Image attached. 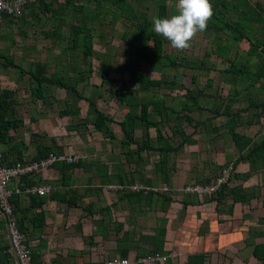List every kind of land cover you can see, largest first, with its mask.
I'll return each instance as SVG.
<instances>
[{
	"label": "crops",
	"instance_id": "obj_1",
	"mask_svg": "<svg viewBox=\"0 0 264 264\" xmlns=\"http://www.w3.org/2000/svg\"><path fill=\"white\" fill-rule=\"evenodd\" d=\"M44 1L50 7L30 0L22 17H4L0 22V93L11 92L4 115V125L9 128L0 129V152L6 164L38 159L48 151L74 152L81 158L72 168L57 163L42 174L27 177L26 183L51 185L52 191L46 196L14 198L13 214L30 247L32 264H99L115 256L129 259L130 264H264L263 171L256 166L251 169L250 160L242 159L251 146L241 149L242 144L237 145L230 132L233 127L252 141L264 138V108L256 106L264 103V84L262 79L253 83L252 76L253 84L246 89L238 71L234 78L223 72L230 60L241 56V40L236 36L233 41L228 36L221 38L232 48L230 60L221 56V82L227 87L221 89V102L200 104L202 110L195 107L190 114L193 122L182 121V133L178 134L173 133L176 121L151 112L150 118L158 121L157 125L147 127L142 121L134 130L136 142L123 146L120 121L128 112L139 113L140 105L120 103L109 89L97 88L92 77L100 64L106 63L113 67L110 79L128 80L131 71L129 77L114 71L122 69L118 60L126 66L129 58L94 51L91 59H83L74 55L77 48H73V56L64 54L69 48L67 40L63 55L61 51L50 55L42 37L63 33L69 39L71 26L79 21L74 18L70 0ZM227 1V7L221 9V23L225 18L239 21L241 14L250 12L247 32L251 36L260 33L254 42L264 47V0ZM72 2L74 7L85 3L87 11L94 8L92 0ZM229 13L236 18L230 19ZM63 16H67L65 22ZM104 17L99 14L93 27L102 28ZM252 57L255 59L247 64L254 71L259 57ZM42 65L46 72H41ZM90 68L93 76L82 82V71ZM54 72L70 76L76 92L48 82L43 96H35L36 75ZM165 79L175 82L170 90L179 87L177 74ZM157 89L161 88L152 87L144 94H156L172 106L170 92ZM111 97L117 102L115 107L102 109V103L106 107ZM89 101L95 111L111 118L107 122L111 136L90 122L96 112ZM215 109L217 114L212 112ZM197 111L201 113L198 119L193 115ZM229 164L234 169L228 188H239L240 196L247 198L245 202L235 201L231 193L201 198L191 193H144L129 187L113 191L107 187L110 183L138 182L180 189L188 183L212 181ZM8 245L10 239L0 212V264H19ZM153 253L170 256L163 262L138 261Z\"/></svg>",
	"mask_w": 264,
	"mask_h": 264
},
{
	"label": "trees",
	"instance_id": "obj_2",
	"mask_svg": "<svg viewBox=\"0 0 264 264\" xmlns=\"http://www.w3.org/2000/svg\"><path fill=\"white\" fill-rule=\"evenodd\" d=\"M43 6L50 7V4L46 3L44 0H39ZM94 2V8L89 9L87 11V7L85 3L79 5L78 7H74L72 4V0L69 1L71 4L75 14V20H78V24H74L71 26L69 36L67 39L68 49L73 50V48H78L80 50V55L83 59H87L88 57L94 54L93 49V36H94V25L93 21L100 19L99 14L102 11L109 12L113 17H121L122 21L126 23L127 20L130 22L127 23L131 30L123 32V39L126 44V48L124 49V55L129 52H133L136 57L135 64L131 67V78L129 80H116L110 79L108 74L112 71L113 67L110 64L101 63L98 72L101 78V85L105 89H109L111 93L115 96L116 100L120 103L127 104H139V113H131L128 112L124 115L122 120L120 121L121 129L124 133V139L120 141L123 146H127L132 142H136L134 138V130L137 126H140L142 121L146 122V126H156L158 121H153L150 118L151 112L155 113L158 116L166 118L167 120L176 121L174 123L175 127L173 128V133L178 134L182 131L181 122L187 120L189 123L193 122L194 118L190 115L195 107L202 110V106L199 104V99L203 96L202 90L193 91L188 87L185 88V92L182 96H180V102L178 103V108L167 105L164 99L160 96L154 94L153 97H138L140 92L147 93L151 90L152 87L165 88L174 85V81H169L163 77H155L147 74L143 71H159L163 72L168 67L176 68L177 66L183 65L186 68L194 67L196 71L203 69L204 61L199 59L196 61L185 59L184 62H178L179 59L176 54L171 53L167 54L163 51L164 44L168 42V39L164 37L162 34L156 32L154 30L153 19L146 15V13L138 11L136 7L141 5V2L147 6L145 2L147 0H92ZM156 6V15L160 17L170 16L168 14L169 8L166 0H153ZM30 0H27V3L23 9L22 17L26 8L28 7ZM105 3L110 5L108 7H104ZM213 14L208 20V24L205 31L212 30L214 34L211 37V41L214 43L213 52L218 53L223 58L230 60V52L231 46L227 43L224 44L221 42L222 35L227 32H233L234 36H236L239 40L241 38L247 37L249 39V48L247 50L248 56L257 55L259 57V63L256 66L254 71L244 63V61L240 62V67L237 66L239 64L235 63L236 61L230 60V64L228 65V69L224 70L230 74L231 77L234 78V74L238 71V75L244 78V87L249 89L250 85L256 82L257 80L262 79V83L264 84V47H261L260 43L254 42L255 34L253 36L247 35V27L249 25L248 20L250 16L248 15L250 12L246 11V14H241L240 20L236 22H230L229 19H224L221 25H218L215 21L211 22L212 19H217L221 17V9L227 7V0H211ZM135 5H137L135 7ZM238 8V6H236ZM225 9H223L224 11ZM238 9H236L237 11ZM222 11V14H224ZM118 13V15H116ZM18 18L8 16L6 13L3 14V18ZM2 18V19H3ZM64 22L67 19V16L62 17ZM2 21V20H1ZM0 21V22H1ZM246 27V28H245ZM224 33V34H223ZM236 33V35H235ZM227 35V34H226ZM51 37H60V33H50ZM152 42V46L148 48V43ZM81 46V47H79ZM66 50V51H67ZM70 50V51H71ZM208 55V52L206 53ZM164 59L166 61H164ZM41 72H46L45 65H42ZM245 70H244V69ZM244 70V71H243ZM93 69L83 70L80 80L86 81L89 77L93 76ZM254 73V75H253ZM252 74V75H251ZM253 77V80L251 77ZM37 87L33 89L35 96H43L42 90L44 89V85L48 82L52 84H56L61 87L69 88L76 92V87L72 83L70 76L66 75H58V73H52L50 76H46L45 74L36 75ZM196 76L193 75L192 82H195ZM78 80V79H76ZM251 80L253 83H251ZM227 82L233 83V80L227 79ZM183 82L179 81L178 86H182ZM112 86H114L112 88ZM117 87V88H116ZM39 89V93L37 90ZM41 91V92H40ZM11 92L3 90L0 93V129L6 130L9 127L4 125V115L9 104L8 98L10 97ZM83 98L82 95L78 94ZM206 96V95H205ZM90 106H92V111H95L94 104L89 101ZM230 105V104H229ZM152 106L150 110L149 107ZM259 108H264V103H260L256 105ZM97 110V109H96ZM95 115L93 119L90 121L93 123L96 129L102 130V132L108 136H111L109 127L107 126V122L111 120V118L101 111H95ZM215 114L219 111L218 109L212 110ZM230 114V112H229ZM196 122L195 126L197 125ZM231 135L235 139L237 145L242 144L241 149L245 147H249L248 152L245 156L242 157L243 160H250L251 169L255 166L257 168H262L263 171V179H264V138L258 141H252L243 137V135L238 134L234 131V128H231ZM182 133V132H181ZM140 148V146H138ZM42 158V157H41ZM40 159V158H38ZM79 161V160H78ZM77 161V162H78ZM61 163L60 165L68 166L72 168L77 163ZM25 181H28V178H25ZM239 188H228V183L223 184L221 189L218 191V197L224 196L226 193H231L233 195V199L235 201L241 200L242 202L247 201V198L240 196L238 192ZM17 195H13L10 198L11 204L14 202V198ZM216 196V195H215ZM30 197V196H29ZM13 206V204H12ZM14 210V208H13ZM4 221V220H3ZM5 222V221H4ZM21 230V229H20ZM10 246H7L9 249ZM6 249V248H5ZM7 253V250H6Z\"/></svg>",
	"mask_w": 264,
	"mask_h": 264
},
{
	"label": "rangeland",
	"instance_id": "obj_3",
	"mask_svg": "<svg viewBox=\"0 0 264 264\" xmlns=\"http://www.w3.org/2000/svg\"><path fill=\"white\" fill-rule=\"evenodd\" d=\"M153 0H147V2H145L147 4L144 5L141 2V5H135L136 9H138V11L146 13V15L148 14L149 17H151L153 19V17H155L156 13V6L154 4V2H152ZM167 4H168V8H169V12L168 14L171 16L172 14H174L177 9H178V0H166ZM110 5L105 3L104 7H108ZM100 14H102L104 17V21L102 23V28L100 27H95L94 28V38H93V43H94V47H95V54H100V53H111V55L113 56H117L120 59L121 58H126V56L129 58V64L126 66H122L124 64L121 63V60L117 61L119 62L117 65L120 66L122 69L121 71H114L115 75H118L120 77H124L126 74H128L129 77V73L131 71V67L133 64H135L136 61V57L135 54L133 52H129L128 54L124 55V49L126 48V44L125 41L122 37L123 32L126 31H130L131 28L129 27V25H127L128 22H130L129 20H127L126 23L121 22L122 18L121 17H113L109 12H105L102 11ZM116 15H118V13H116ZM230 19H234L236 18V16H234L232 13L228 14ZM106 21V22H105ZM215 21L218 25H221V17L217 18V19H212L211 22ZM246 28V27H245ZM128 29V30H127ZM63 33H60V37H50V38H43L42 40H45V42H47L45 45H48V50L50 53V55H55L56 51H61L62 55H63V48H64V44H65V36L62 35ZM214 34V31L209 30V31H198L197 33L194 34V36L190 39V42L188 44L187 47L185 48H177L174 47L171 42L168 40V42H166L164 44V49L163 51L167 54H171L174 53L177 55L180 63L184 62L185 59H190L193 61H196L198 59H202L204 61V65L205 68L196 71V69H194V67H188L186 68L183 65L177 66L176 68H172V67H168L166 70H164L163 72H148V71H143L146 72L147 74H150L151 76H160V77H165V78H171L173 76V74H177L178 78L181 79V81L184 83V85L174 89V90H170L168 87L165 88H161V89H157L158 91H169L170 92V97L172 98V100L170 99L171 105L175 107V105H177V103L180 102V96L183 95V89L181 87H190V88H194V90H203L205 89L206 91L202 93V97L199 99V104L202 105H212L213 103L221 102V89H226L227 87L224 86L223 84V80L221 82V67H222V61H221V56L218 53L213 52V47H214V43L211 41V37ZM224 34V33H223ZM227 34V35H226ZM251 32H247V35L251 36ZM260 33H257L255 36L257 39H259V37L257 35H259ZM69 35V34H67ZM224 36H228L229 40L233 41L234 40V33L233 32H227L224 34ZM70 37V36H69ZM241 41L238 43V54H240L241 56H236V62L238 64L237 66L240 67V62L243 60L245 64L250 63L251 62V58L252 61L255 59V57L252 56H248L245 52H246V48H248L249 46V41L247 37L241 38ZM243 48V50H239L240 47ZM152 46V42L148 43V48H150ZM81 47V46H79ZM232 49V48H231ZM245 50V51H244ZM67 53L64 54H68V55H72L75 52V56L80 55V50L77 48L74 52L73 50H67ZM208 52V55H206V53ZM61 53H59L60 56ZM49 55V56H50ZM98 56V55H97ZM91 59V57H90ZM164 61H166L164 59ZM242 61V62H243ZM68 62V61H67ZM225 60L223 61V66L225 65ZM248 65V64H247ZM251 65V64H250ZM244 69V68H243ZM252 69V67H251ZM245 70V69H244ZM243 70V71H244ZM163 73V74H161ZM189 75H195L196 79L195 82H192V77ZM127 76V75H126ZM123 79V78H122ZM130 81V78L128 79ZM92 83H95L97 85V88H103L102 85L100 84V75L99 72H96L94 74V76L92 77ZM209 93V94H208ZM216 93V94H215ZM177 95V97H176ZM206 95V96H205ZM138 97H147L144 92H140L138 94ZM219 97V98H218ZM169 103V101H167ZM105 103H102L101 107L102 109H107V107H115V105L117 104V102L115 101V98H110L108 105H106V107L104 106ZM193 115L196 117V119L200 118L201 113L200 112H194ZM70 153V152H69Z\"/></svg>",
	"mask_w": 264,
	"mask_h": 264
},
{
	"label": "built area",
	"instance_id": "obj_4",
	"mask_svg": "<svg viewBox=\"0 0 264 264\" xmlns=\"http://www.w3.org/2000/svg\"><path fill=\"white\" fill-rule=\"evenodd\" d=\"M27 0H0V21L3 14L11 17H20ZM81 158L80 154L74 152L48 151L40 159L16 160L6 164L0 152V212L2 219L6 223L8 236L10 239V251L16 255L19 264H32L30 247L25 243L24 234L20 231L18 223L13 214V206L10 198L13 195L46 196L52 191L51 185L47 183L29 184L25 178L31 175L42 174L44 170L57 163H75ZM233 165L223 167L214 179L207 183H188L180 189L171 188L168 185L155 187L147 184L134 182L130 185L126 182L110 183L107 187L113 191H121L129 187L135 192H176L191 193L198 197H213L217 195L223 184L229 182L233 172ZM170 254L153 253L145 257H140V262H163ZM99 264H130L129 259L122 257H112L101 261Z\"/></svg>",
	"mask_w": 264,
	"mask_h": 264
},
{
	"label": "clouds",
	"instance_id": "obj_5",
	"mask_svg": "<svg viewBox=\"0 0 264 264\" xmlns=\"http://www.w3.org/2000/svg\"><path fill=\"white\" fill-rule=\"evenodd\" d=\"M212 14L211 0H178V9L174 14L153 17L154 30L174 47L185 48L195 33L206 29Z\"/></svg>",
	"mask_w": 264,
	"mask_h": 264
}]
</instances>
